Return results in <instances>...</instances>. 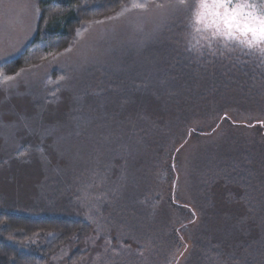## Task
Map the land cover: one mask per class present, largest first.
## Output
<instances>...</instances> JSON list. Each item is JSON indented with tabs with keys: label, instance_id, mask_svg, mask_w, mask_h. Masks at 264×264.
<instances>
[{
	"label": "rangeland",
	"instance_id": "rangeland-1",
	"mask_svg": "<svg viewBox=\"0 0 264 264\" xmlns=\"http://www.w3.org/2000/svg\"><path fill=\"white\" fill-rule=\"evenodd\" d=\"M37 2L0 0V64L19 56L34 35ZM176 5L177 0H126L110 15L79 26L63 50L5 75L13 79L0 84V213L45 214L88 228L45 264H172L170 230L177 214L164 200L170 190L198 226L205 223L202 233L213 239L219 234L220 243L237 247L225 253L226 264H233L253 227L264 229V57L256 62L259 82L248 81L246 96L244 86L232 88L222 75L212 79L233 64L231 54L237 65V54H254L235 43L225 48L222 38L211 50L205 45L188 51L198 0ZM193 54L204 64L199 83L210 81L207 87L220 91L218 96L186 99ZM144 97L167 104L163 113L171 123L161 125L170 128L156 130L168 140H153L156 130H124L120 123L124 100ZM178 101L183 108L176 112ZM183 123L195 135L184 137ZM173 145L179 146L172 154L174 177L165 171L159 179L162 152ZM239 145L255 152L245 154H251V201L241 188L226 189L218 170L240 161ZM208 155L212 177L200 172ZM236 234H245L240 243ZM186 257L176 264H186Z\"/></svg>",
	"mask_w": 264,
	"mask_h": 264
},
{
	"label": "trees",
	"instance_id": "trees-1",
	"mask_svg": "<svg viewBox=\"0 0 264 264\" xmlns=\"http://www.w3.org/2000/svg\"><path fill=\"white\" fill-rule=\"evenodd\" d=\"M125 2L126 0H38V16L34 35L19 56L0 64V73L11 75L28 63L39 62L63 50L68 46L75 34H77L79 26L110 15ZM242 55L237 54L239 59L242 60L237 65L235 63L236 57H233L235 55L231 54L228 60L234 65L229 64L224 71L222 69L221 71H215L214 73L216 74L212 75V79L219 78L222 75L221 77L225 78L224 81L226 83H232V88L244 86L241 88L244 89L243 96H246L245 91L251 84L248 81L253 79L259 82L256 77L260 76L262 71L256 68V62L259 61L260 55L254 54L251 59L242 58ZM191 57L193 59L191 67L193 77L190 83L183 87L184 91L187 92L186 99L194 94L198 98L200 96H208L209 99L218 96L220 91L210 88L211 86L207 87L210 81L207 84L204 83V80L199 83L201 76L204 75V67L201 69L204 64H202L200 58H197L198 56L193 54ZM251 62L252 65L250 66ZM216 81L213 80L211 82L213 87L217 86ZM242 82L245 83L242 84ZM124 101L123 111L125 110V113H123V118H120V123L123 124L124 130L125 128L126 130H131L133 126L136 130H159L160 127L162 130H168L170 128L169 125L167 127L161 125L165 120L171 123L169 115L163 113V111L169 112V108H165L167 104L162 102V100L144 97L142 101ZM179 104L178 101V106L175 109L173 102V111L178 112L180 108H183L182 104ZM148 109H151L152 113ZM152 116H154L153 119L156 122L152 121ZM147 120H150L148 124H146ZM167 121L165 122L166 124ZM113 124H116L115 120ZM182 125H185V127H179V129L186 130L183 133L184 137H187L189 134L191 136L195 135L196 131L193 128H190V126L188 128L187 124L184 123ZM92 127L90 130H93ZM195 129L197 130V127ZM158 130H156L157 136L153 140L158 141L161 138L168 140V138L166 139V135L164 133L160 134ZM178 148L179 146L174 148L173 145L168 148V151L162 152V170L160 168L157 174V176L159 175V179L165 171L170 174V177H174L175 164L173 163L172 154ZM248 151L255 153L249 146L245 145L242 147V145H239L236 153L240 156V161L235 162L234 160L228 164H220L218 170L221 172V175H224L221 178L223 186L226 189L229 190L230 187L234 190L241 188L244 191L242 197L246 201H251V197L249 198L246 191V189H249L250 192L254 190L252 184L249 183L250 181L247 182V180H250L248 176L250 166H247V164L251 163V154L245 156ZM255 157L258 160V156ZM208 163L209 155L203 168L200 170L202 175L209 173ZM213 171L215 169L211 170L209 176L215 175L212 173ZM164 200L168 209L174 210L177 214V219L170 230L175 256L172 259V264H176L183 253L187 255L186 264L229 263L230 260L229 258H225V253L228 251L230 253L233 252L237 248L236 246L231 248L229 245L220 243V240H217L219 234L213 239L212 234L202 233L205 223L203 225L200 223L201 225L199 226L196 224L195 214L187 205L177 200V196L173 190L169 191L167 199ZM162 215H166V213ZM256 215H258L259 219L261 212L258 211ZM253 228V231L248 230V232L246 230L248 234H245H247V240L249 241L243 243L237 249L233 264H264V234L262 233L264 229H261V227ZM87 229L85 224L79 220L50 217L45 214L23 215L7 212L0 213V264H45L48 257L62 244L75 240L77 236L78 238L86 236ZM236 230L238 231L240 228ZM245 234H236L238 243L241 242V237ZM183 249L184 252H182ZM165 263L170 264L169 262Z\"/></svg>",
	"mask_w": 264,
	"mask_h": 264
},
{
	"label": "snow or ice",
	"instance_id": "snow-or-ice-1",
	"mask_svg": "<svg viewBox=\"0 0 264 264\" xmlns=\"http://www.w3.org/2000/svg\"><path fill=\"white\" fill-rule=\"evenodd\" d=\"M176 6H184V0H177ZM134 7L146 9L147 4ZM189 25L188 51H200L205 45L211 50L213 41L222 38L225 48L235 43L249 54L264 57V0H198ZM12 79L0 73V84Z\"/></svg>",
	"mask_w": 264,
	"mask_h": 264
}]
</instances>
